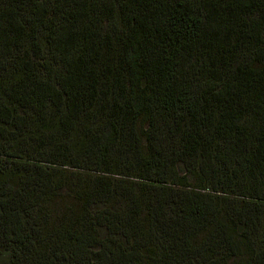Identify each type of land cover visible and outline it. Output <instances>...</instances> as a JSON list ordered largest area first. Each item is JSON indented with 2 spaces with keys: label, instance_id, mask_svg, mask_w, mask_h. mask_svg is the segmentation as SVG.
<instances>
[{
  "label": "trees",
  "instance_id": "1",
  "mask_svg": "<svg viewBox=\"0 0 264 264\" xmlns=\"http://www.w3.org/2000/svg\"><path fill=\"white\" fill-rule=\"evenodd\" d=\"M0 264H264V0H0Z\"/></svg>",
  "mask_w": 264,
  "mask_h": 264
}]
</instances>
